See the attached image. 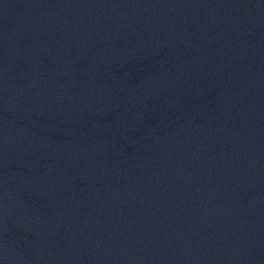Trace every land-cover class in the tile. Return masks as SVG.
I'll list each match as a JSON object with an SVG mask.
<instances>
[{
	"label": "water",
	"instance_id": "obj_1",
	"mask_svg": "<svg viewBox=\"0 0 264 264\" xmlns=\"http://www.w3.org/2000/svg\"><path fill=\"white\" fill-rule=\"evenodd\" d=\"M0 264H264V0H0Z\"/></svg>",
	"mask_w": 264,
	"mask_h": 264
}]
</instances>
